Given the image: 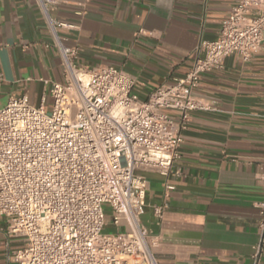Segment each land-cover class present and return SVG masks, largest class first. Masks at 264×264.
I'll return each instance as SVG.
<instances>
[{"label": "crops", "instance_id": "crops-1", "mask_svg": "<svg viewBox=\"0 0 264 264\" xmlns=\"http://www.w3.org/2000/svg\"><path fill=\"white\" fill-rule=\"evenodd\" d=\"M237 1L60 0L50 14L75 25L58 31L79 46L80 65L122 68L146 99L186 75L200 42L217 38ZM53 41L38 0H0V107L23 94L35 106L46 95L50 105V85L64 82ZM194 95L216 109L193 111L181 131V173L168 178L175 189L160 220L153 206L167 178L145 172L150 187L141 220L161 264H253L264 201V44L250 59L228 55L222 68L203 74ZM168 113L180 120L179 111ZM7 227L0 216V264H11L22 246Z\"/></svg>", "mask_w": 264, "mask_h": 264}, {"label": "built area", "instance_id": "built-area-1", "mask_svg": "<svg viewBox=\"0 0 264 264\" xmlns=\"http://www.w3.org/2000/svg\"><path fill=\"white\" fill-rule=\"evenodd\" d=\"M63 65L64 82H52L39 106L27 94L0 107V216L22 239L11 264H161L141 216L150 183L146 171L167 178L153 215L162 219L181 173V131L191 113L215 110L194 95L204 73L237 54L250 59L264 44V0H238L215 39H203L186 75L163 83L144 99L135 76L113 65L84 67L79 46L59 27L75 25L50 14L60 0H38ZM169 110L180 112L174 121ZM264 179V176H263ZM120 232H105V206ZM264 246V201L259 204Z\"/></svg>", "mask_w": 264, "mask_h": 264}, {"label": "rangeland", "instance_id": "rangeland-1", "mask_svg": "<svg viewBox=\"0 0 264 264\" xmlns=\"http://www.w3.org/2000/svg\"><path fill=\"white\" fill-rule=\"evenodd\" d=\"M105 218L107 222V226L105 227V232L112 233V232H120L122 228L115 227L111 224L112 221V210L110 205L105 206Z\"/></svg>", "mask_w": 264, "mask_h": 264}]
</instances>
